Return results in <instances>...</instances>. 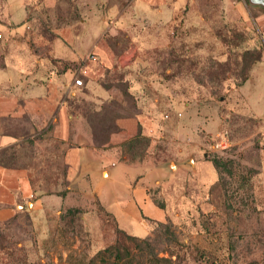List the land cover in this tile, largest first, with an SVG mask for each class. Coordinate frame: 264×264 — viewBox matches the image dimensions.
<instances>
[{
	"label": "rangeland",
	"instance_id": "rangeland-1",
	"mask_svg": "<svg viewBox=\"0 0 264 264\" xmlns=\"http://www.w3.org/2000/svg\"><path fill=\"white\" fill-rule=\"evenodd\" d=\"M239 2L241 10H250L248 0H192L177 14L168 36L155 37L152 20L140 23L141 32L129 35L125 44L130 46L131 40L135 50L128 56L138 60L137 67H114L104 78L123 92L130 86L125 77L131 81L137 75L142 100L131 97L123 105H101L86 98L87 88H77L80 113L93 121L101 124L92 117L98 111L107 125L109 119L132 114L142 101L147 116L158 124L126 157L152 159L167 168L163 174L145 163L136 172L144 175L151 186L149 197L166 213L147 238L158 257L168 258L172 252L170 259L177 264H200L197 249L219 264H264V132L229 107L232 92L258 55L250 43L252 34L243 28ZM122 10L131 14L133 5ZM159 22L163 33L167 21ZM216 91V97L210 96ZM164 115L171 117L165 120ZM223 132L228 143L224 149L216 145V136ZM210 160L219 162L217 172ZM34 181L42 191L60 192L61 184L67 186L62 179ZM69 208L78 213L65 216ZM115 227L97 197L77 186L57 212L23 215L0 226V264L86 263L96 250L115 241Z\"/></svg>",
	"mask_w": 264,
	"mask_h": 264
},
{
	"label": "crops",
	"instance_id": "crops-1",
	"mask_svg": "<svg viewBox=\"0 0 264 264\" xmlns=\"http://www.w3.org/2000/svg\"><path fill=\"white\" fill-rule=\"evenodd\" d=\"M191 1L0 0V226L23 215L57 212L81 185L128 235H148L142 217L165 221V211L149 197L151 186L136 171L145 163L163 174L167 168L152 159L129 162L121 147L137 134L150 138L158 124L147 116L144 103L136 101L132 114L115 118L119 131L105 144L95 143L88 121L74 109L79 97L73 79L84 72L87 99L123 105L120 89L107 85L104 77L114 67H137L138 60L128 56L135 49L131 40L125 47L127 39L149 20L157 27L155 37L172 34L177 14ZM128 4L133 13L120 11ZM239 5L243 28L252 34L250 43L259 54L243 84L232 92L229 107L264 132V7L250 5L243 11ZM163 19L168 25L159 33ZM89 55L95 60H87ZM131 79L124 80L130 83L127 93L142 100L137 75ZM48 176L68 182L65 197L33 187V180Z\"/></svg>",
	"mask_w": 264,
	"mask_h": 264
},
{
	"label": "trees",
	"instance_id": "trees-1",
	"mask_svg": "<svg viewBox=\"0 0 264 264\" xmlns=\"http://www.w3.org/2000/svg\"><path fill=\"white\" fill-rule=\"evenodd\" d=\"M172 63H176V62L172 61ZM169 65L171 66V63ZM187 77H189V76L187 75ZM243 82H244V80L242 81L240 86L243 84ZM198 84L201 87V85H202L201 82L200 83L198 82ZM126 89L127 88H125V90H123V92L121 91V93L123 94L124 100L127 98H131V96L127 93ZM216 95H217V91L214 93L213 92L210 93V96H212V97H214V96L216 97ZM79 108H80L79 102L75 103L74 109H79ZM79 113H80V111H79ZM80 115L88 121L90 129H91L92 139H93V141H95V143L105 144L108 141V138L112 133H116L119 131V129L117 128V126L115 124V118H112L111 120L109 119L107 125H105V123L104 124L102 123V120L104 119V115L101 116L98 111L92 112V117L98 121H101V124L97 121H93V120L87 118L85 116L86 114L82 115L80 113ZM95 117H97V118H95ZM163 118H164V116H163ZM101 129H103V130L105 129V131L102 132ZM143 139H145V138H142V136H140V134H137V136L134 137L133 139L123 143L121 147H122L123 154L125 155V157H126V152H128V150L133 151L136 148V146L138 144H140V142H142ZM126 159L129 162H135V161H142L143 160V159L142 160H130L127 157H126ZM210 163L213 166L214 170L217 172V170L219 168V162H217L215 160H210ZM63 173L65 174V169L63 170ZM46 179L52 180V182H54L53 180H57L59 178H55L53 176H48V177H46ZM62 180H65V179L63 178ZM67 184H68V182H67ZM34 185H35V181L33 180V187H35ZM52 185L56 186V183H52ZM61 186L63 187V190L60 192H55V193L59 197H65L66 194L68 193V191L66 190L67 186H64L63 184H61ZM45 193L51 194L52 192L46 191ZM152 201H153V199H152ZM153 203L157 207H159L154 201H153ZM77 213H78L77 209L69 208L66 210L65 216L69 215V217H73ZM109 215L111 216L114 223L116 224L113 216L111 214H109ZM67 219H68V223H69V218H67ZM142 221L148 230V235L150 232H152L154 230L155 227L162 225V223H160V222H156V221L147 219L145 217H142ZM147 236L144 238H139V237L128 235L123 230H120L116 224L115 241L111 245H108V246H105L101 249L96 250L94 252V254L90 257V259L86 263L82 262L81 264H177L176 262H174L170 259L171 256L174 255L172 252H169L168 258L167 257H158L152 249V244H151L152 241L150 239H148ZM177 243L180 245V247L185 246V244L182 242H177ZM196 251L198 253V257L200 256L196 260L199 261L200 264H219L217 259H213V258H209V257L204 258V256H202V252H200L198 249Z\"/></svg>",
	"mask_w": 264,
	"mask_h": 264
},
{
	"label": "built area",
	"instance_id": "built-area-1",
	"mask_svg": "<svg viewBox=\"0 0 264 264\" xmlns=\"http://www.w3.org/2000/svg\"><path fill=\"white\" fill-rule=\"evenodd\" d=\"M30 1L34 2L35 0H30ZM0 39H1V35H0ZM86 59L94 61L95 57L93 55H89V56H87ZM83 74H84V72L75 76V78L73 79V86H75L77 88H81L84 86V81H83V76H82ZM167 118H168V116L164 115V119H167ZM216 145L222 149H224L228 146L225 132L216 136Z\"/></svg>",
	"mask_w": 264,
	"mask_h": 264
},
{
	"label": "water",
	"instance_id": "water-1",
	"mask_svg": "<svg viewBox=\"0 0 264 264\" xmlns=\"http://www.w3.org/2000/svg\"><path fill=\"white\" fill-rule=\"evenodd\" d=\"M250 5H257V6H262L264 7V0H248Z\"/></svg>",
	"mask_w": 264,
	"mask_h": 264
}]
</instances>
